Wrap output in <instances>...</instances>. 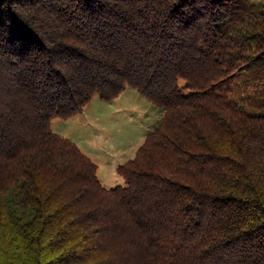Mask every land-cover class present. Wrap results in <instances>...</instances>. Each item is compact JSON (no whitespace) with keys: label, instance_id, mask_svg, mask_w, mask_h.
Here are the masks:
<instances>
[{"label":"trees","instance_id":"trees-1","mask_svg":"<svg viewBox=\"0 0 264 264\" xmlns=\"http://www.w3.org/2000/svg\"><path fill=\"white\" fill-rule=\"evenodd\" d=\"M126 86L104 187L49 120ZM0 264H264V0H0Z\"/></svg>","mask_w":264,"mask_h":264},{"label":"rangeland","instance_id":"rangeland-1","mask_svg":"<svg viewBox=\"0 0 264 264\" xmlns=\"http://www.w3.org/2000/svg\"><path fill=\"white\" fill-rule=\"evenodd\" d=\"M235 90L237 87L231 83ZM162 108L126 86L110 100L91 96L73 115L49 120L52 132L72 141L97 166L104 187L123 184L116 166L134 155L145 135L160 121Z\"/></svg>","mask_w":264,"mask_h":264}]
</instances>
